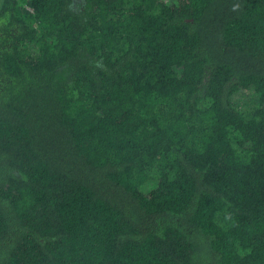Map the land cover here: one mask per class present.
Here are the masks:
<instances>
[{
  "label": "trees",
  "instance_id": "trees-1",
  "mask_svg": "<svg viewBox=\"0 0 264 264\" xmlns=\"http://www.w3.org/2000/svg\"><path fill=\"white\" fill-rule=\"evenodd\" d=\"M0 264H264V0H3Z\"/></svg>",
  "mask_w": 264,
  "mask_h": 264
},
{
  "label": "water",
  "instance_id": "water-1",
  "mask_svg": "<svg viewBox=\"0 0 264 264\" xmlns=\"http://www.w3.org/2000/svg\"><path fill=\"white\" fill-rule=\"evenodd\" d=\"M2 5H3V0H0V9Z\"/></svg>",
  "mask_w": 264,
  "mask_h": 264
},
{
  "label": "flooded vegetation",
  "instance_id": "flooded-vegetation-1",
  "mask_svg": "<svg viewBox=\"0 0 264 264\" xmlns=\"http://www.w3.org/2000/svg\"><path fill=\"white\" fill-rule=\"evenodd\" d=\"M2 7V6H1ZM0 11H1V9H0Z\"/></svg>",
  "mask_w": 264,
  "mask_h": 264
}]
</instances>
